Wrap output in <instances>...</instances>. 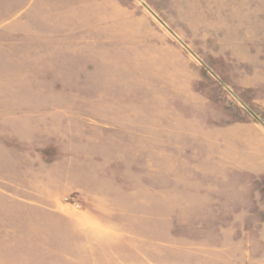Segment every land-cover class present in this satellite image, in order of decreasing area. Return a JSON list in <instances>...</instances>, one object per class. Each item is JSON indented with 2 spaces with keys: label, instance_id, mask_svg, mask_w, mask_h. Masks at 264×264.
<instances>
[{
  "label": "rangeland",
  "instance_id": "374dc122",
  "mask_svg": "<svg viewBox=\"0 0 264 264\" xmlns=\"http://www.w3.org/2000/svg\"><path fill=\"white\" fill-rule=\"evenodd\" d=\"M34 14L42 29L58 32L42 37L41 55L33 39L23 50L2 34ZM99 43L114 51L104 67L89 53ZM8 44L13 52L4 50ZM128 112L134 130L115 133L112 125ZM0 118L7 120L0 125V173L14 183L26 176V185L40 186L33 165L40 154L46 161L72 151L122 155L139 172H153L134 181L139 201L132 212L153 218H138L136 234L179 235L188 240L177 243L181 248L227 250L233 259L207 264L264 259V0H0ZM150 137L168 140L169 148L149 146ZM51 138L67 141L64 152L45 147ZM104 138L132 145H101ZM56 175L65 178L66 170ZM7 185L0 181V207L23 196L6 194ZM73 185L66 180L58 191ZM28 238L0 216V264H62L47 257L56 246ZM118 251L123 263L141 264Z\"/></svg>",
  "mask_w": 264,
  "mask_h": 264
},
{
  "label": "crops",
  "instance_id": "0c3cea01",
  "mask_svg": "<svg viewBox=\"0 0 264 264\" xmlns=\"http://www.w3.org/2000/svg\"><path fill=\"white\" fill-rule=\"evenodd\" d=\"M40 21L34 14L29 19L24 20L22 24L7 28L2 34L8 35L11 40L17 39V46L23 45V50H25L26 40L33 39V51H37L41 55L42 37L52 39L57 36L58 32L56 28L42 29ZM94 36L96 41H102V34L99 31H94ZM96 47L89 50V53L98 55L95 64L104 67L106 62L110 61L106 58V54H111L114 51L106 50L104 45L102 48L100 43L96 44ZM4 50L13 52L15 47L8 44ZM1 62L5 66L26 65L20 60L17 62L15 60H1ZM124 115V123L112 125L115 133L116 131L132 132L134 130V126L130 122L132 113L128 112ZM6 123V118H0V125ZM110 125L107 122L101 124L106 130H110ZM153 126H149V128L153 129ZM160 129L164 132V129L168 131L169 127L162 123ZM99 141L104 142H99L103 143L101 145H108L111 142L116 146L132 145V141L126 138L113 140L104 138ZM146 141L149 146L156 144L162 148H169L168 140L162 139L161 143H157L150 137L146 138ZM47 142L49 144L45 147L54 146L59 148L61 152H64L62 148L67 145V141H55L54 138L47 139ZM228 159L225 161L229 163L230 160ZM34 161L37 163L35 162L33 165L40 170L39 174V171L35 169L36 167L33 168L39 174L35 180L39 181L40 186L26 185V180L31 182L32 178L22 175L23 178L18 177V183H14L11 180L13 179L12 176L0 173V181L4 185L9 183L8 188L4 191L6 194L23 195L20 198L21 201L18 200L20 202L2 205L0 216L3 221L10 219L12 224L17 225L18 236L22 234L29 237L28 241L47 243L49 249L56 246L55 249H50L51 255L47 256L50 259H59L62 264H104L101 260H107L108 264H125L121 252L118 251L124 248L129 255L137 257L141 264H170L171 258L176 260L172 264H207L217 257L229 259L233 263V259L230 258V253L227 250L177 246V243L188 241L187 238L179 235H170L169 233L165 239L162 235L161 240H153L148 238V234H136L135 222L137 220L147 222L150 218L152 222L153 218L142 214L138 216L132 212L139 201L134 181L139 173L146 179L151 171L139 172L137 167L127 165L128 160L125 156L109 155L102 151L93 154L72 151L62 153L61 156L52 161H46L45 155L40 154ZM259 163L264 165V156L259 159ZM64 169L66 170L65 178L55 176L57 170ZM258 173L263 174L264 170ZM163 176L164 172L162 171L161 177L163 178ZM66 180L76 186H68L70 190L67 192L58 191V188L66 183ZM148 188L146 186L145 191L151 196L153 190L151 189L149 193ZM158 193L163 195L164 189L161 188ZM69 199L76 201V203H68L67 200ZM140 203L146 205L144 197L140 199ZM123 220H128V224L124 225ZM37 235L42 238H37ZM139 246L148 252L139 251L137 248ZM153 249H156L160 254L149 252ZM247 254L249 255V253ZM33 255L37 256L35 252ZM262 255L261 253L254 262L248 259L245 264H264ZM219 264H224V262Z\"/></svg>",
  "mask_w": 264,
  "mask_h": 264
}]
</instances>
